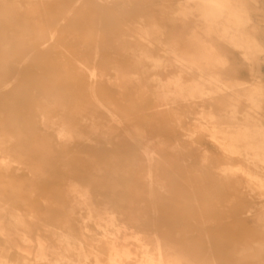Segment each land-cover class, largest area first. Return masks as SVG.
I'll use <instances>...</instances> for the list:
<instances>
[{
	"label": "rangeland",
	"instance_id": "1",
	"mask_svg": "<svg viewBox=\"0 0 264 264\" xmlns=\"http://www.w3.org/2000/svg\"><path fill=\"white\" fill-rule=\"evenodd\" d=\"M186 1L112 0L106 6L103 0H71L63 11L70 8L73 15L57 26L55 35L51 33L55 23L34 21L36 10L25 28L21 20L13 24L0 17V111L4 108L21 126V138L15 133L9 139L10 129L0 120V149L6 151L0 150V165L8 162L10 166L8 172H1L10 182L23 183L22 191L11 195L8 188H1L8 180L0 179V223L4 228L0 255L11 264H50L55 253L64 254L65 246L55 235L61 232L74 237L65 254L80 264H110L111 243L127 254L122 256L124 264H137L144 251L156 254L157 247L173 264H264V163L251 151L257 150L264 159V145L245 146L252 141L264 143V0H246L251 20L244 27L230 28L238 38L242 33L253 35L263 48L260 53L229 41L221 33L222 21L207 24L201 18L202 2ZM81 22L87 27L78 31ZM109 24H113L112 31L102 32ZM98 29L103 33L98 57L87 52L70 58L57 48L74 38L93 45ZM128 37L147 42L161 65L145 61L144 67L125 68L119 74L115 68L123 61L126 47L133 44ZM173 45L179 54H191L192 61L179 58L176 62L165 51ZM79 62L96 65L86 81L98 87L97 102L88 97L84 85L81 90L72 86ZM49 72L55 74L51 78L57 88L68 87L70 99H78L80 108L90 112L84 115L85 123L101 136L100 142L108 136L121 143L111 148L119 167L129 169L128 177L118 180L121 183L115 194L104 202L102 197L90 195L84 205L83 198L69 195V185L53 186L46 178H38L45 173L47 177L49 164L54 162L40 164V155L24 154L25 147L31 152L45 139L57 136L47 124L59 117L50 116L52 102L46 100L43 81ZM118 85L121 92L114 88ZM190 87L206 89L210 95L185 100ZM216 89L220 92L214 93ZM89 133L96 144L90 129ZM231 136H237L241 149L250 153L226 151L220 141ZM32 138L35 141L28 144L26 139ZM145 150L149 158L142 154ZM79 160L85 162V154ZM32 185L34 194L28 192ZM85 188L89 187L82 192H87ZM15 214L20 215L22 226L11 225ZM40 243L48 259L36 257Z\"/></svg>",
	"mask_w": 264,
	"mask_h": 264
},
{
	"label": "bare ground",
	"instance_id": "2",
	"mask_svg": "<svg viewBox=\"0 0 264 264\" xmlns=\"http://www.w3.org/2000/svg\"><path fill=\"white\" fill-rule=\"evenodd\" d=\"M70 1L71 0H41V2L39 4L37 2V0H25L24 3H21L19 0H13L12 3H10L9 0H0V17L3 18L5 22H10V23H13V24H18V22L21 20L22 21V22H20L21 26H23L25 28V27H28L30 15H32V13H34V10H36V14H38V16H36L35 18L32 17L34 19V21L37 22V24H42L45 19L49 20V21H52L53 23H55L56 28H54L51 33H52V35H55V33L58 32L57 26H60L61 22H65L70 16L73 15V14L71 15L72 10L70 8L68 10H66V12L63 11V7L65 6V4L70 2ZM78 1L79 0H77V2ZM103 1H104L103 4H105L106 6H108V4L112 2V0H103ZM192 1H195V0H187L186 2L187 3H191ZM199 1L204 4V8L202 9V11L200 13H201V18L207 24L214 23L216 21L217 22L218 21L219 22L222 21L221 24H220V29L222 30L221 33L224 36H228V38H229L228 40L229 41L234 43L239 48L253 49L257 53H260V52L263 51V48H262L261 44L257 41V39L253 35L243 34L242 33V35H241L242 38H238L237 37L238 36L237 33L236 32H231V30H230V28L232 26L236 27V28L244 27L251 20L248 8L246 7V0H199ZM41 5H43V6H41ZM89 5H90V3H89ZM136 10H138V9H136ZM41 13H42V15H41ZM80 14H82V13L80 12ZM106 14H108V12ZM111 14H112V12H111ZM111 25H113V24H109L108 26L105 25V28L102 27L101 31L102 32H104V31L105 32H109L107 30L112 31L111 30ZM86 27H87L86 23L81 22L78 25L77 30L78 31H82V29H85ZM130 28H131V26H130ZM186 29H187V27H186ZM208 30H210V29H207V31ZM101 31L99 30L98 32H96L97 39H96V41H95V43L93 45L89 44L88 42H86V40H84L82 38H80V39L79 38H76V39L74 38V39L70 40L68 42V44H64V45L58 44L57 48H59L62 53L68 54V56L70 58H74L75 56L83 55V54H85L87 52H92L95 57H98V56H100V53H101L100 44L98 43V40H99L100 36H102V34H103V33L101 34ZM240 34H241V32H240ZM193 36H195V35H193ZM126 39L132 41L133 44L126 47V53H125V56L123 58V61L121 60L122 62L118 63V66L115 68L116 70H119V71H117V72H119V74H120V71L122 69H125V68H130V67H135L137 69L138 68H142L145 65V61H147V62L151 61L155 65V67L161 65L162 61L160 59H155L154 58L150 48H148V46L146 45L147 42L145 43V42L141 41L140 39L139 40H136V39L132 40V39H130V37H128ZM150 42H152V41H150ZM158 46H160V45H158ZM165 51H166V53L173 55L176 58V62L179 61V58L183 59L184 61H189V62L192 61V58H190L191 54L190 55L186 54V53L179 54V50H178L176 45H173L171 47H167V50H165ZM79 63L81 64V66H80V68H79V70H78V72L76 74V78H74L75 80H74L72 86H74V88L77 87V89L81 90L83 85H84L85 89L86 88L88 89L87 90L88 97L90 99H92L94 102H97L96 101L97 100L96 88H98V87L94 88V86H92V83L90 84L89 81L88 82L86 81V75L89 74V73L91 75L94 74V71L96 70V65H95V63H94V65H91L89 63H83V62H79ZM66 64H65V67H66ZM0 66L3 67V64L2 65L0 64ZM128 70H130V69H128ZM64 72L68 73V74L70 73V71H64ZM117 72H115V73H117ZM129 72H128V74H129ZM6 73H7V71H5L3 69L2 75H5ZM121 73H122V71H121ZM48 75L50 77V78L49 77L48 78L51 79V80H49L48 78L45 79L43 81V83H44L43 86L47 89V92H48L46 100L48 102L49 101L52 102V103H50V105H51V109H50L51 115L50 116L53 117L54 115L55 116L57 115V117L58 116L59 117L55 121H49L50 120L49 119L48 120L49 122L47 124L51 125V128L53 130H55V132H57L56 133L57 136H56L55 139H53L52 137H50V139H48V140L45 139V143H43L40 146H38L39 148H32L31 152L26 150V148L28 146L25 147L24 154L25 155H30V153H32L34 155H40V157L42 158V159L38 160V162L41 161L40 164H42V162H44L45 165H48L49 164L48 162L50 160L52 161V163L53 162L55 163V165H54V163L52 165L49 164V168L47 166V168H48V170L50 172L47 175V177H46V175H45L46 173H45L44 175L43 174L39 175L38 178H40V179H45L46 178V180H48L49 183L51 182V185H53V186H61L63 184L69 185L70 186V188L68 189L69 195H71L73 197H76V198H80V199L83 198L82 199L83 200L82 204H84V205L88 204L87 201L90 199V195H94V197L95 196L102 197L103 198L102 201L104 202V201L108 200L107 198H109L110 194L111 195L115 194V191H116L118 185L120 186V183H121V182H118V180L119 179L124 180V178L126 179V177H128L127 175H128V170L129 169L125 170V169H122V167L121 168L119 167L120 166L119 165V161L117 160V157H116L115 152H114V149H116L118 147V145H121V143L119 142L120 144H116L115 143V138L116 137L115 138L114 137L107 138L108 136L107 137L104 136L103 138H105V139H103V142H100L99 139H100L101 136L97 132L93 131L92 130L93 128L92 129H91V127L88 128L87 124L85 123V116L84 115L88 114L90 112H88L86 109H81L80 108L81 105H80V102L77 101L78 99H76V98L74 100L70 99V97H71L70 93L71 92H70V89L68 87L67 88H65L63 86L61 88L60 87L59 88L56 87L55 82L51 78V77L55 76L54 73L49 72ZM91 75H89V76H91ZM123 76H125V75H123ZM104 77H105V75H104ZM127 78H128V75H127ZM115 79H116V77H115ZM120 79H121V81H125L124 77H121ZM117 80H119V79H117ZM91 81H93V80L91 79ZM111 81L112 80H110V82ZM58 82L60 83L59 80H58ZM95 82H96V80H95ZM105 82H106V80H105ZM105 82H104V84H105ZM110 82H109V84H110ZM98 83H100V82H98ZM39 84H41V83H39ZM114 84H115V82H114ZM121 85H123V84H121ZM124 87L125 86H123V88ZM114 88H117L118 90H120L119 92H121V88L119 89V85H118V87L114 86ZM85 89H84V91L86 92ZM101 89H102V91H104L103 93H106L105 92L106 90H104L102 86H101ZM115 90H113V91H115ZM218 92H220V91L216 89L214 93H218ZM221 92L223 93V91H221ZM229 92H231V91H229ZM122 93H123V91H122ZM113 94H114V92H113ZM209 95H210V93L208 91H206V89L202 90V89H198V88H195V87H190V88L187 89L186 93L184 94V99L185 100H191V101L193 99H196V98H199V99L200 98H204L205 99V97H207ZM222 95H224V94H222ZM213 96H214V94H213ZM103 97H104V95H103ZM108 97L109 96H107V98ZM107 98L105 97L106 101H107ZM98 99H99V97H98ZM113 103L115 104V102H113ZM100 105H101V103H100ZM100 105H97V108H96L97 110L100 109ZM108 105H107V107H108ZM109 108H110V106H109ZM1 111H0V120L3 122V124L7 123V124H5L8 127L7 130L10 129L8 132L11 133V135H9L8 138L9 139L14 138L15 137V133H17V136H19V138H21V135H20V127L21 126L19 127L20 123L18 124L16 122V120H15L16 118L13 119L10 115H8L7 111L4 108ZM70 112H71V114H73L72 117H69V113ZM143 112H145V111H143ZM123 114L126 115V113H123ZM108 115H110V114H108ZM112 116H113V114H112ZM131 119H133V118H131ZM112 120H113V118H112ZM116 121H115V123H116ZM43 123L44 122L42 121V124ZM28 125H30V123H28L27 126ZM166 128H168V127H166ZM89 129L92 132V134L95 135V137H96L95 138L96 141H97L96 144H94L93 141H92L93 137L90 136ZM11 130H12V132H10ZM35 131H37V130H35ZM86 132L88 133V135L85 134ZM32 133H34V132H32ZM35 133H37V132H35ZM28 135H29V132H28ZM31 135H33V134H31ZM37 135H38V133H37ZM137 135L138 134H136V136ZM25 136H27V135H25ZM44 137H45V135H44ZM123 137H122V139H123ZM238 137H240V136H238ZM213 138H215V137L213 136ZM0 140H3V139H0ZM124 140H127V139H124ZM26 141L29 144V143H31V141H35V139L34 138H32L31 140L30 139H26ZM137 141H138V139H137ZM0 143H1V141H0ZM220 144L222 146H224L226 151H228L231 154H239L240 155V154L243 153V151H245L246 155H248L250 153V152H246L247 150H242L241 149V144H240L237 136H231L228 139H224V140L220 141ZM22 145H24V144H22ZM259 145H264V143H259V142L255 143V142L252 141L250 143H247L245 146H248L247 148H253V147H256V146L258 147ZM0 146H1V144H0ZM107 146H110V148L114 147V149L113 148L110 149ZM122 147H124V149H126L125 146H122ZM106 148H108V150ZM136 148H138V147H136ZM28 149H30V148H28ZM161 149H162V147H161ZM154 150H155V148H154ZM154 150H152V151H154ZM1 151L2 152H6L3 149ZM13 151H15V150H13ZM251 151L253 152L255 159H257L259 162L264 163V159L261 158V156L259 155L257 150H251ZM81 154H85V156H86V160L83 163H81L80 160H79ZM142 154L149 158L148 151L145 150V151L142 152ZM13 155H14V153H13ZM152 155L153 154H151L150 156H152ZM2 156H3V154H2ZM118 157H119V155H118ZM136 157H137V155H134V160H136L135 159ZM32 158H34V157H32ZM136 162H138V161H136ZM46 163H48V164H46ZM18 164H19V162H18ZM40 164H38V166ZM169 165H170V163H169ZM20 167H22V166L20 165ZM144 167H146V165ZM156 167H158V166H156ZM9 169H10V166H8V162H7V164H6V162H3V165H0V179L1 180L2 179H7L8 180V178H9L8 176H5L4 173L1 172V170L6 173V172L9 171ZM31 173H32V171H31ZM38 173H41V172H38ZM29 174H30V172H29ZM32 174H34V173H32ZM129 174H131V173H129ZM14 179H16V178H14ZM24 180H22V181H24ZM37 180H39V179H37ZM11 181H13V180H11ZM93 185H97L98 186L96 191L91 189V187ZM33 186H35V185H32V187L28 189V192L30 194H34L36 192V189L33 188ZM148 186L151 187V185H149V184H148ZM84 187H89L87 189L85 188L87 190V192L86 191L82 192V191H84L83 190ZM1 188H3V190L4 189L6 190L8 188L9 189L8 191L10 192L11 195H17L18 193H20L22 191L23 183H19V181H18V183L17 182L15 183V182H10V180H8V182L6 184L5 183L1 184ZM0 195H1V192H0ZM208 205H209V203H208ZM210 207H211V205H210ZM210 211H212V210H210ZM63 213H66V212H63ZM30 215L31 214H29V216ZM11 218H12L11 225H13V226L17 227V226H22L24 224L22 219H21V217H20V215L15 214V215L11 216ZM2 226H1V223H0V233L1 234H2V232H4V230H3L4 228H2ZM55 235L57 236V239H58L59 243L61 245L65 246L64 250H63L64 254H63V252L62 253H60V252L55 253L56 257H53V259L51 260L50 264H80V263H74L73 260L71 259V257L69 258V256L65 254V252L69 251V247H70L71 242L74 239V237L71 236L70 234L64 233V232L57 233V234L55 233ZM110 245H111V253H110V256H109L110 264H124V261L122 260V256L123 255L127 256V254L126 253L122 254V252L117 249V247L115 246L114 243H111ZM143 255H144L143 259L139 260L137 262V264H173L169 260L168 254L167 255L164 254L160 247H157V253L156 254L144 251ZM36 257L40 258V259H48L47 251H46V249H45V247H44V245L42 243L39 244V248H38ZM0 264H11V263L9 261H7L6 258L3 255H0Z\"/></svg>",
	"mask_w": 264,
	"mask_h": 264
}]
</instances>
